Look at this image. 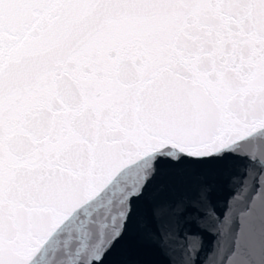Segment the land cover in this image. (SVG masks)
Returning <instances> with one entry per match:
<instances>
[{
	"label": "snow or ice",
	"instance_id": "snow-or-ice-1",
	"mask_svg": "<svg viewBox=\"0 0 264 264\" xmlns=\"http://www.w3.org/2000/svg\"><path fill=\"white\" fill-rule=\"evenodd\" d=\"M205 235L264 264V0H0V264H200Z\"/></svg>",
	"mask_w": 264,
	"mask_h": 264
},
{
	"label": "water",
	"instance_id": "water-1",
	"mask_svg": "<svg viewBox=\"0 0 264 264\" xmlns=\"http://www.w3.org/2000/svg\"><path fill=\"white\" fill-rule=\"evenodd\" d=\"M214 241L210 236L205 235L203 238V246L201 248L200 242H196V247L201 248L199 252L200 264H212L214 253H213Z\"/></svg>",
	"mask_w": 264,
	"mask_h": 264
}]
</instances>
